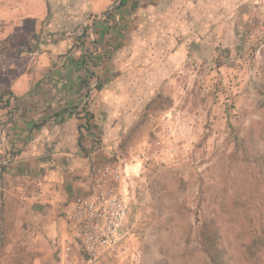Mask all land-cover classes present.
Here are the masks:
<instances>
[{"label": "rangeland", "instance_id": "rangeland-1", "mask_svg": "<svg viewBox=\"0 0 264 264\" xmlns=\"http://www.w3.org/2000/svg\"><path fill=\"white\" fill-rule=\"evenodd\" d=\"M221 5V19L194 30L192 15L172 25L153 18L148 41L164 44L157 36L171 27L175 60L138 65L147 67L145 100L129 103V127L97 153L98 167L117 163L129 174L121 261L134 249L137 264H211V236L223 264H264V0ZM10 29L0 24V79ZM1 134L0 167L10 156Z\"/></svg>", "mask_w": 264, "mask_h": 264}, {"label": "crops", "instance_id": "crops-1", "mask_svg": "<svg viewBox=\"0 0 264 264\" xmlns=\"http://www.w3.org/2000/svg\"><path fill=\"white\" fill-rule=\"evenodd\" d=\"M232 1L0 0V24L12 28L4 31L0 79L2 149L10 155L0 167V264H85L61 209L84 199L99 148L127 130L129 103L145 100L139 72L147 67L138 65L175 60L171 27L157 36L164 44L149 42L147 27L157 16L171 25L185 14L192 23L221 19V4ZM94 52L96 64L83 65ZM98 264L130 260L111 255Z\"/></svg>", "mask_w": 264, "mask_h": 264}, {"label": "built area", "instance_id": "built-area-1", "mask_svg": "<svg viewBox=\"0 0 264 264\" xmlns=\"http://www.w3.org/2000/svg\"><path fill=\"white\" fill-rule=\"evenodd\" d=\"M85 66L91 67L86 63ZM139 159L144 165L150 161L144 153ZM90 178L84 199L65 205L61 216L67 225L68 238L77 246L84 263L98 264L108 256L120 258L128 252L122 223L127 216L129 174L119 164L107 163L95 168ZM130 257V264H137L140 254L134 251Z\"/></svg>", "mask_w": 264, "mask_h": 264}, {"label": "trees", "instance_id": "trees-1", "mask_svg": "<svg viewBox=\"0 0 264 264\" xmlns=\"http://www.w3.org/2000/svg\"><path fill=\"white\" fill-rule=\"evenodd\" d=\"M82 63L83 65L89 64L91 66L96 64V60H95V56H92V54H89L88 56H84L82 59ZM91 118V117H89ZM88 119V118H87ZM87 122H89L87 120ZM88 124V123H86ZM216 241L214 240V238H212L211 236L207 237V241L205 242V252L208 255V257L210 258V263L211 264H223V262L219 259L218 257V252L215 251L216 249Z\"/></svg>", "mask_w": 264, "mask_h": 264}]
</instances>
